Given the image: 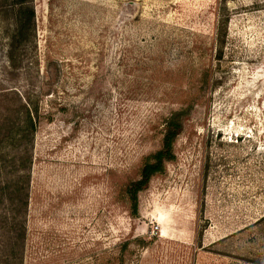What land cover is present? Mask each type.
Wrapping results in <instances>:
<instances>
[{"label":"rangeland","instance_id":"374dc122","mask_svg":"<svg viewBox=\"0 0 264 264\" xmlns=\"http://www.w3.org/2000/svg\"><path fill=\"white\" fill-rule=\"evenodd\" d=\"M11 2L0 123L2 92L64 70L42 98L23 264H264V0H31L16 69ZM180 110L133 213L125 189Z\"/></svg>","mask_w":264,"mask_h":264},{"label":"trees","instance_id":"16d2710c","mask_svg":"<svg viewBox=\"0 0 264 264\" xmlns=\"http://www.w3.org/2000/svg\"><path fill=\"white\" fill-rule=\"evenodd\" d=\"M11 1L3 19L10 22L7 58L10 66L16 69L23 62L16 51L25 48L33 27L34 11L30 6L31 0ZM35 65L37 68L40 66L37 57ZM62 75L63 67L56 63L54 73L46 75L45 81L33 87L31 92L5 90L1 94L6 107L0 123V264L24 262L34 136L41 123L52 118V112L44 108L42 98L53 96ZM12 97L15 103L11 102ZM182 112L177 111L166 119L161 147L146 157L139 178L125 189L132 201L133 213L137 211L138 192L175 156L173 145L182 130Z\"/></svg>","mask_w":264,"mask_h":264}]
</instances>
